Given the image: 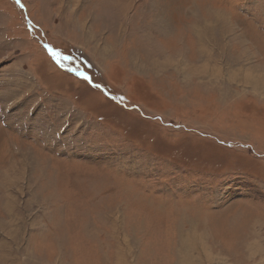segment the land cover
I'll return each instance as SVG.
<instances>
[{"label": "rangeland", "instance_id": "1", "mask_svg": "<svg viewBox=\"0 0 264 264\" xmlns=\"http://www.w3.org/2000/svg\"><path fill=\"white\" fill-rule=\"evenodd\" d=\"M0 264H264V0H0Z\"/></svg>", "mask_w": 264, "mask_h": 264}, {"label": "snow or ice", "instance_id": "2", "mask_svg": "<svg viewBox=\"0 0 264 264\" xmlns=\"http://www.w3.org/2000/svg\"><path fill=\"white\" fill-rule=\"evenodd\" d=\"M17 3H19V0H17ZM48 47V46H46ZM49 53L52 55V57L56 60V62L60 65V67H65V65L63 63H61L62 60H69V57H63L61 56V54L59 52L54 51L53 49H51L50 47L48 48ZM69 71H75V73L79 76H81L83 79L88 80L89 83H91V79L90 77H88L86 74H84L83 72H79L78 70H73L71 68L68 69ZM94 87L100 88V85H93Z\"/></svg>", "mask_w": 264, "mask_h": 264}, {"label": "bare ground", "instance_id": "3", "mask_svg": "<svg viewBox=\"0 0 264 264\" xmlns=\"http://www.w3.org/2000/svg\"><path fill=\"white\" fill-rule=\"evenodd\" d=\"M199 41H200V40H199ZM8 230H9V232H8ZM8 230H7V233L10 234V229H8ZM10 235H11V234H10Z\"/></svg>", "mask_w": 264, "mask_h": 264}]
</instances>
